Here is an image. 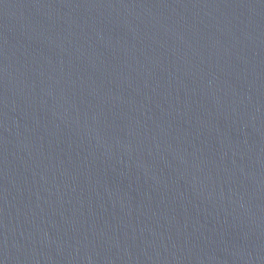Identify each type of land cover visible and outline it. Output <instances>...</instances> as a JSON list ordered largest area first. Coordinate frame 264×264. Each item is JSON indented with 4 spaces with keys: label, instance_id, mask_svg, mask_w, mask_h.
Instances as JSON below:
<instances>
[{
    "label": "water",
    "instance_id": "water-1",
    "mask_svg": "<svg viewBox=\"0 0 264 264\" xmlns=\"http://www.w3.org/2000/svg\"><path fill=\"white\" fill-rule=\"evenodd\" d=\"M0 264H264V0H0Z\"/></svg>",
    "mask_w": 264,
    "mask_h": 264
}]
</instances>
